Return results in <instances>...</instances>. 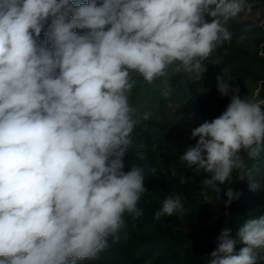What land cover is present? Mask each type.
<instances>
[{
	"label": "clouds",
	"instance_id": "1",
	"mask_svg": "<svg viewBox=\"0 0 264 264\" xmlns=\"http://www.w3.org/2000/svg\"><path fill=\"white\" fill-rule=\"evenodd\" d=\"M253 25L264 0H0V264L95 258L121 228L154 212L158 228L136 234H159L162 216L183 218L212 190L230 211L252 172L241 153L264 148L261 87L241 97L260 68L241 67L231 41ZM206 89L223 113L200 125ZM234 170V191L220 190ZM227 222L206 264H258L264 216L240 227V252ZM152 251L179 264L164 241Z\"/></svg>",
	"mask_w": 264,
	"mask_h": 264
},
{
	"label": "trees",
	"instance_id": "2",
	"mask_svg": "<svg viewBox=\"0 0 264 264\" xmlns=\"http://www.w3.org/2000/svg\"><path fill=\"white\" fill-rule=\"evenodd\" d=\"M231 41L240 44L239 46L245 53L240 60L241 67L247 68L250 64H253L254 67L259 66L260 68L259 72H252L254 82H251L248 88L240 90L241 97H249L250 92L256 90L259 85L261 87L260 97L264 99V82L263 84L259 83V81H264V55H261V53H264V28L253 25L252 31L248 32L243 39L233 37ZM243 41L248 44L242 45ZM223 105L224 100L219 91L206 89L200 95L195 118L200 125L205 121L210 122L223 113L213 116ZM138 137L142 139L140 136ZM164 139L173 145H180L183 149L189 144L187 137L173 135L168 132L164 134ZM241 155L246 165L252 167V172L250 176L246 175L243 179L242 186L239 187L236 194L237 198L231 204L230 211L225 205V201H227L225 197L221 195L218 197V192L212 190L207 195V200L205 197L196 199L192 210H187L188 212L183 218L162 216L164 220L162 221V232L159 234L141 236L136 234L142 226L155 219L154 212L148 213L142 218V223L137 224L132 232L127 227L121 228L118 233L119 239L108 236L106 238L107 246L95 258L77 261V264H160L159 258L156 257L152 249L162 241L178 251L179 264H206V255L210 249L209 240L214 235H220L228 224V218L230 219L231 229L236 236L237 250L240 252L242 248L247 247L237 235L240 227L247 220L264 216V167L261 169L264 148H261L256 158H246L244 152ZM156 167L158 168V175L155 178H159L164 170L161 166ZM151 173V168H148L145 173L146 177H150ZM204 174L209 175L211 178V173L204 172ZM183 178L185 181L191 180L188 172ZM236 182L237 171L234 170L228 181L217 186L220 190L226 191L231 188L234 191ZM209 195H211V198ZM149 227L156 230L158 225L151 222ZM254 252L257 255L256 262L259 261L258 264H264V248L254 249ZM167 264L177 263L172 259Z\"/></svg>",
	"mask_w": 264,
	"mask_h": 264
},
{
	"label": "rangeland",
	"instance_id": "3",
	"mask_svg": "<svg viewBox=\"0 0 264 264\" xmlns=\"http://www.w3.org/2000/svg\"><path fill=\"white\" fill-rule=\"evenodd\" d=\"M246 74H247V77H246V79L243 80L242 84H243L244 82H246V81H250V82H252V79H251V76L249 75V73H246ZM235 79H238V80H239V76L237 75V76L235 77Z\"/></svg>",
	"mask_w": 264,
	"mask_h": 264
},
{
	"label": "bare ground",
	"instance_id": "4",
	"mask_svg": "<svg viewBox=\"0 0 264 264\" xmlns=\"http://www.w3.org/2000/svg\"><path fill=\"white\" fill-rule=\"evenodd\" d=\"M196 110H197V109H196ZM195 112H196V111H195ZM209 194H210V193H209ZM209 196H210V198H211V195H209ZM221 196H223V195H221ZM218 197H220V195H219ZM218 197H217V198H218ZM225 199H226V198H225ZM210 200H211V199H210ZM210 200H209V201H210ZM226 200H227V199H226ZM211 201H212V200H211ZM224 201H225V200H224ZM213 203H214V202H213ZM222 203H223V201H222ZM225 203H226V201H225ZM214 204H215V203H214ZM220 205H221V203H220ZM220 205H219V207H220ZM222 205H223V204H222ZM225 205H226V204H225ZM215 206H216V205H215ZM219 207H218V208H219ZM218 208H217V210H218ZM214 209H216V208H214ZM217 210H216V211H217ZM215 225H216V224H215ZM213 227H214V226H213ZM258 262H259V261H258ZM260 263H261V262H260Z\"/></svg>",
	"mask_w": 264,
	"mask_h": 264
}]
</instances>
